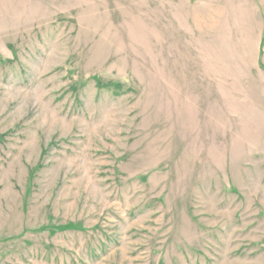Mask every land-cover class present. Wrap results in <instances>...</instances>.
I'll list each match as a JSON object with an SVG mask.
<instances>
[{"label":"rangeland","instance_id":"374dc122","mask_svg":"<svg viewBox=\"0 0 264 264\" xmlns=\"http://www.w3.org/2000/svg\"><path fill=\"white\" fill-rule=\"evenodd\" d=\"M0 264H264V0H0Z\"/></svg>","mask_w":264,"mask_h":264}]
</instances>
